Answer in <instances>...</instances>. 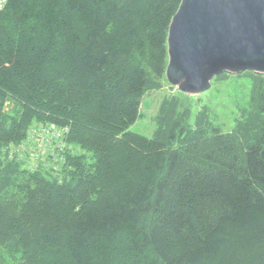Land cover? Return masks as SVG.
I'll list each match as a JSON object with an SVG mask.
<instances>
[{
	"label": "trees",
	"instance_id": "16d2710c",
	"mask_svg": "<svg viewBox=\"0 0 264 264\" xmlns=\"http://www.w3.org/2000/svg\"><path fill=\"white\" fill-rule=\"evenodd\" d=\"M180 3L0 10V264H264V77L233 132L190 126L172 98L151 137L130 129ZM35 122L84 152H64L57 173L6 160Z\"/></svg>",
	"mask_w": 264,
	"mask_h": 264
},
{
	"label": "water",
	"instance_id": "95a60500",
	"mask_svg": "<svg viewBox=\"0 0 264 264\" xmlns=\"http://www.w3.org/2000/svg\"><path fill=\"white\" fill-rule=\"evenodd\" d=\"M167 53L166 79L187 94L226 72L264 74V0H181Z\"/></svg>",
	"mask_w": 264,
	"mask_h": 264
},
{
	"label": "rangeland",
	"instance_id": "374dc122",
	"mask_svg": "<svg viewBox=\"0 0 264 264\" xmlns=\"http://www.w3.org/2000/svg\"><path fill=\"white\" fill-rule=\"evenodd\" d=\"M262 77L264 74L250 71L238 74L226 72L216 76L207 91L187 94L171 85L163 74L162 78L156 79L157 86L154 85L143 95L141 115L130 129L151 137L156 129V117L163 101L172 98L178 101V112H190V126L196 127L197 122L202 121L206 128L209 124L224 133L233 132L239 126L246 125L254 112V95ZM5 109L14 113L16 104L10 101L5 104ZM61 133L63 134L56 125L35 122L27 128L26 136L19 145L3 147L2 156L6 160L18 162L22 170L47 171L54 168L53 171L57 173L64 152H84L80 147L71 146L65 139L62 140ZM69 146L72 148L69 149Z\"/></svg>",
	"mask_w": 264,
	"mask_h": 264
},
{
	"label": "built area",
	"instance_id": "2783aa9c",
	"mask_svg": "<svg viewBox=\"0 0 264 264\" xmlns=\"http://www.w3.org/2000/svg\"><path fill=\"white\" fill-rule=\"evenodd\" d=\"M7 3H8V0H0V10L3 9Z\"/></svg>",
	"mask_w": 264,
	"mask_h": 264
},
{
	"label": "bare ground",
	"instance_id": "6f19581e",
	"mask_svg": "<svg viewBox=\"0 0 264 264\" xmlns=\"http://www.w3.org/2000/svg\"><path fill=\"white\" fill-rule=\"evenodd\" d=\"M67 132V131H66Z\"/></svg>",
	"mask_w": 264,
	"mask_h": 264
}]
</instances>
